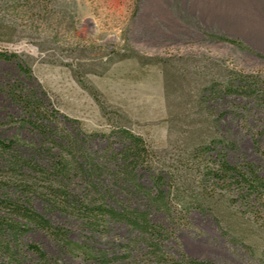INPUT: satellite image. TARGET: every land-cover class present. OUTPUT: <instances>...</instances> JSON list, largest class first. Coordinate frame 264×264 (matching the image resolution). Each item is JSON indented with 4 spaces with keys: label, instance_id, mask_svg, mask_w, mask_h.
I'll list each match as a JSON object with an SVG mask.
<instances>
[{
    "label": "rangeland",
    "instance_id": "374dc122",
    "mask_svg": "<svg viewBox=\"0 0 264 264\" xmlns=\"http://www.w3.org/2000/svg\"><path fill=\"white\" fill-rule=\"evenodd\" d=\"M201 7L0 0V264H264V41Z\"/></svg>",
    "mask_w": 264,
    "mask_h": 264
},
{
    "label": "crops",
    "instance_id": "0c3cea01",
    "mask_svg": "<svg viewBox=\"0 0 264 264\" xmlns=\"http://www.w3.org/2000/svg\"><path fill=\"white\" fill-rule=\"evenodd\" d=\"M199 2L205 10L206 21L215 26L216 32H230L244 41H264V0H199Z\"/></svg>",
    "mask_w": 264,
    "mask_h": 264
}]
</instances>
